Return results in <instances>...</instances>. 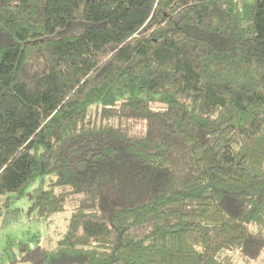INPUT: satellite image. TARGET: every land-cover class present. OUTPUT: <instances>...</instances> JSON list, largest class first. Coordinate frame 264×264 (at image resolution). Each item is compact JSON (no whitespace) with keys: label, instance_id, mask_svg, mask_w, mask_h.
<instances>
[{"label":"trees","instance_id":"16d2710c","mask_svg":"<svg viewBox=\"0 0 264 264\" xmlns=\"http://www.w3.org/2000/svg\"><path fill=\"white\" fill-rule=\"evenodd\" d=\"M44 178L35 217L79 203L53 246L10 241L11 264L256 257L264 0H0L1 204Z\"/></svg>","mask_w":264,"mask_h":264},{"label":"rangeland","instance_id":"374dc122","mask_svg":"<svg viewBox=\"0 0 264 264\" xmlns=\"http://www.w3.org/2000/svg\"><path fill=\"white\" fill-rule=\"evenodd\" d=\"M174 164V165H173ZM171 164L177 177L189 176L191 171L185 168L178 160ZM49 178L36 179L25 191L23 196L17 197L4 208L0 201V264H11L9 259L13 255L6 250L10 241H28L32 248L37 244L43 248L53 246L58 237L65 230L66 224L74 207L79 200L73 199L63 202L64 210L47 218L39 219L29 212L32 205L31 196L39 190L47 188ZM120 206V202L112 201L109 204L100 200L96 204V210L101 215H108L113 207ZM231 256V264H264V240L258 255L254 258L247 257L241 250H227ZM17 264H27L19 261Z\"/></svg>","mask_w":264,"mask_h":264}]
</instances>
